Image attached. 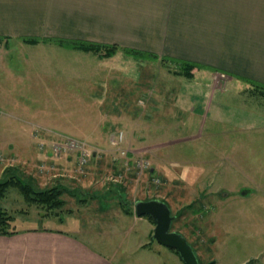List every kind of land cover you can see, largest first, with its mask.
Returning <instances> with one entry per match:
<instances>
[{"label": "rangeland", "instance_id": "obj_1", "mask_svg": "<svg viewBox=\"0 0 264 264\" xmlns=\"http://www.w3.org/2000/svg\"><path fill=\"white\" fill-rule=\"evenodd\" d=\"M70 5L79 11L78 3ZM104 30L111 39L121 35L118 28ZM38 42L12 39L8 50L0 46V176L13 165L35 187L60 185L66 203L48 209L9 188L0 207L14 216L15 229L78 230V222L114 233L99 232L96 239L79 232L106 252L105 240L112 239V247L151 240L178 254L151 237L155 224L147 216L121 209L124 198L131 209L137 200L159 198L176 216L172 230L186 237L200 264L261 259L264 97L250 94L238 77L237 88L213 93L208 79L224 74L217 67L189 79L173 73L175 63L122 48L104 56L47 37ZM119 131L125 140L114 145L111 136ZM67 137L87 144L91 156L83 167L75 155L50 153L53 142ZM140 159L153 173L136 165Z\"/></svg>", "mask_w": 264, "mask_h": 264}, {"label": "crops", "instance_id": "obj_2", "mask_svg": "<svg viewBox=\"0 0 264 264\" xmlns=\"http://www.w3.org/2000/svg\"><path fill=\"white\" fill-rule=\"evenodd\" d=\"M70 3H78L79 11L71 10ZM105 27L118 28L121 35L113 31L117 38L111 39L115 36L103 35ZM34 37L58 43L61 39L121 43L236 74L217 73L208 79L213 93L237 88V75L264 83V0H0V46L8 50L10 40L31 43L25 39ZM120 204L123 212L136 215L127 200ZM68 212L75 214L72 209ZM75 224L78 230L37 226L0 235V264H162V255L172 264L183 262L178 254L155 247L148 231L150 241L134 245L112 247V239L105 240L106 252L79 234L98 239L102 230ZM108 232L103 234H114ZM260 255L254 264L263 263Z\"/></svg>", "mask_w": 264, "mask_h": 264}, {"label": "trees", "instance_id": "obj_3", "mask_svg": "<svg viewBox=\"0 0 264 264\" xmlns=\"http://www.w3.org/2000/svg\"><path fill=\"white\" fill-rule=\"evenodd\" d=\"M27 42H38L39 38H27L25 39ZM62 44H67L79 48H85L88 50L99 52L101 55L110 56L122 48L125 52L135 54L137 56L145 55L153 60H160L162 63H175L178 65L179 69L173 70L174 74L183 75L189 79L195 77V73L197 70H215L213 66L199 63L196 61H192L189 59H183L174 56L168 55H159L153 51H144L135 48H127L121 47L117 43H104L98 41H90V40H58ZM178 63V64H177ZM180 64V65H179ZM223 71L225 74L233 75L231 72L218 69ZM241 80H244L248 83L251 91H254L262 96H264V83L247 78L238 76ZM14 187L19 190L22 194L23 198L27 203H36L38 205L44 206L48 209H59L62 208L65 204V200L63 199V188L60 185H54L46 188H40L39 186L35 187L31 181H28L23 177V174L19 173L15 166H7L2 175L0 176V199H3L9 188ZM150 199V198H146ZM126 199H122V202L125 203ZM128 213L131 212L129 208L126 209ZM152 222L154 220L147 215ZM15 218L12 214H10L6 209L0 207V235H12L18 232V229L14 228ZM177 253L178 251L175 250Z\"/></svg>", "mask_w": 264, "mask_h": 264}, {"label": "water", "instance_id": "obj_4", "mask_svg": "<svg viewBox=\"0 0 264 264\" xmlns=\"http://www.w3.org/2000/svg\"><path fill=\"white\" fill-rule=\"evenodd\" d=\"M135 210L138 216L149 215L155 221L153 237L159 243L176 249L185 264H200L186 237L178 231L171 230L176 216L172 214L171 207L165 201L158 198L140 199L135 202Z\"/></svg>", "mask_w": 264, "mask_h": 264}, {"label": "built area", "instance_id": "obj_5", "mask_svg": "<svg viewBox=\"0 0 264 264\" xmlns=\"http://www.w3.org/2000/svg\"><path fill=\"white\" fill-rule=\"evenodd\" d=\"M124 141V132L120 131L116 135H113L112 142L114 144H120ZM43 148V145H41ZM50 148L53 153L60 154V153H69L71 151H77L79 153V163L80 165H85L89 159V150L87 149V144L84 141H80L74 138H64L62 140H58L53 142L50 145ZM141 169L147 168L149 166V162L145 159L137 160V164ZM159 181V179H156Z\"/></svg>", "mask_w": 264, "mask_h": 264}]
</instances>
